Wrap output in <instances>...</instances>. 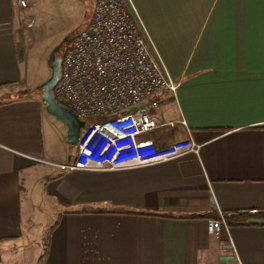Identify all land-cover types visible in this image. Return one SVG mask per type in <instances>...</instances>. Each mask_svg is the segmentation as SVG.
<instances>
[{"label":"crops","instance_id":"1","mask_svg":"<svg viewBox=\"0 0 264 264\" xmlns=\"http://www.w3.org/2000/svg\"><path fill=\"white\" fill-rule=\"evenodd\" d=\"M122 1L177 85L158 96L157 120L185 126L157 142L190 136L200 148L145 167L61 170L75 147L42 102L50 74L34 84V0H0V264L13 251L31 264H92L95 253L100 264H264V0ZM42 214L52 223L35 236ZM220 214L232 252L206 232Z\"/></svg>","mask_w":264,"mask_h":264},{"label":"built area","instance_id":"2","mask_svg":"<svg viewBox=\"0 0 264 264\" xmlns=\"http://www.w3.org/2000/svg\"><path fill=\"white\" fill-rule=\"evenodd\" d=\"M24 9L27 0H16ZM29 27V24H26ZM177 85L165 77L122 0H95L85 30L65 47L56 102L84 126L75 146L74 161L61 170H121L150 166L183 154H197L200 145L190 136L159 144V132L175 133L183 120L158 122V96L174 95ZM47 163V162H46ZM211 206L216 207L211 200ZM206 232L219 248L234 244L225 218L206 222ZM92 264H100L95 253Z\"/></svg>","mask_w":264,"mask_h":264},{"label":"rangeland","instance_id":"3","mask_svg":"<svg viewBox=\"0 0 264 264\" xmlns=\"http://www.w3.org/2000/svg\"><path fill=\"white\" fill-rule=\"evenodd\" d=\"M92 2L90 0H34V11L26 14L25 23L33 33L31 41L33 48L34 84L51 75V59L60 58L66 45L74 37L86 29L92 15ZM49 75V77H50ZM47 78V80L49 79ZM46 80V81H47ZM40 82L39 93L42 94ZM38 191L36 199H38ZM42 214L34 218L35 230L41 227L38 235L43 234L51 219ZM36 238V237H35ZM39 244V243H38ZM33 250V249H32ZM19 257L16 259L13 251L8 255V264H31L29 259L25 263Z\"/></svg>","mask_w":264,"mask_h":264},{"label":"water","instance_id":"4","mask_svg":"<svg viewBox=\"0 0 264 264\" xmlns=\"http://www.w3.org/2000/svg\"><path fill=\"white\" fill-rule=\"evenodd\" d=\"M60 63V58L53 56L50 65L51 75L42 85V102L46 107V111L67 127V143L75 147L84 122L60 106L54 98L53 89L59 80Z\"/></svg>","mask_w":264,"mask_h":264},{"label":"trees","instance_id":"5","mask_svg":"<svg viewBox=\"0 0 264 264\" xmlns=\"http://www.w3.org/2000/svg\"><path fill=\"white\" fill-rule=\"evenodd\" d=\"M62 58V56L60 57V59ZM115 213H117V214H131L132 212H115Z\"/></svg>","mask_w":264,"mask_h":264},{"label":"flooded vegetation","instance_id":"6","mask_svg":"<svg viewBox=\"0 0 264 264\" xmlns=\"http://www.w3.org/2000/svg\"><path fill=\"white\" fill-rule=\"evenodd\" d=\"M61 60V59H60Z\"/></svg>","mask_w":264,"mask_h":264}]
</instances>
